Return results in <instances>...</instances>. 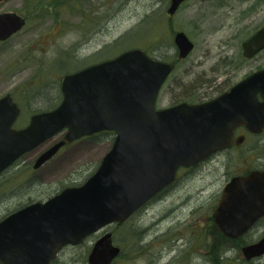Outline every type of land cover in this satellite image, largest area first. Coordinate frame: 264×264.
I'll return each instance as SVG.
<instances>
[{"label":"rangeland","instance_id":"obj_1","mask_svg":"<svg viewBox=\"0 0 264 264\" xmlns=\"http://www.w3.org/2000/svg\"><path fill=\"white\" fill-rule=\"evenodd\" d=\"M170 0H8L0 12L27 19L17 34L0 43V98L10 93L21 110L17 128L30 116L55 108L61 78L130 49L171 62L175 69L162 86L156 108L202 102L264 67V50L247 60L241 43L264 25V0H187L172 15ZM184 32L193 43L177 59L173 37ZM59 133L24 154L0 177V220L27 204L45 201L82 184L98 167L112 142L92 135L68 145L40 167L33 164ZM251 138L247 147H252ZM247 147L225 154L223 164L181 171L168 190L121 225L66 246L51 264H88L94 242L110 232L120 254L111 264H264L246 261L241 247L264 230L257 226L229 241L211 221L222 186L248 154Z\"/></svg>","mask_w":264,"mask_h":264},{"label":"water","instance_id":"obj_2","mask_svg":"<svg viewBox=\"0 0 264 264\" xmlns=\"http://www.w3.org/2000/svg\"><path fill=\"white\" fill-rule=\"evenodd\" d=\"M184 1L170 0L167 14L173 15ZM25 24L14 12L0 14V41ZM173 42L179 59L193 49L184 32H177ZM241 49L246 59L264 49V26L243 41ZM173 69V63L150 58L142 49L124 51L64 75L59 105L32 115L20 129L12 128L20 111L17 104L10 94L0 98V174L61 132L63 138L37 157L34 169L64 145L102 131L115 133L111 148L82 184L0 220V264H50L63 247L81 245L107 226L126 222L176 180L179 168L229 147L236 126L251 132L264 127V69L210 101L156 109L159 91ZM263 215L264 173H252L225 185L212 223L235 239ZM241 252L246 261L264 255V237ZM119 254L111 233L105 232L92 245L87 262L111 264Z\"/></svg>","mask_w":264,"mask_h":264},{"label":"flooded vegetation","instance_id":"obj_3","mask_svg":"<svg viewBox=\"0 0 264 264\" xmlns=\"http://www.w3.org/2000/svg\"><path fill=\"white\" fill-rule=\"evenodd\" d=\"M5 1H8V0H5ZM2 2V1H0ZM4 2V1H3ZM2 13H8V12H0V14ZM21 16V15H20ZM23 17V16H21ZM26 21V24H27V19L25 17H23ZM25 24V25H26ZM18 32H16L15 34H17ZM15 34L11 35L8 39L4 40V41H0V43H4L6 42L7 40H9L12 36H14ZM264 49H262L260 52H258L255 56H257L259 53H261ZM254 56V57H255ZM253 57V58H254ZM185 59V58H184ZM183 60V59H181ZM250 60V59H249ZM86 68V67H85ZM84 69V68H83ZM261 69H264V67L260 68V69H257L255 71H258V70H261ZM82 70V69H81ZM253 71V72H255ZM247 76V75H246ZM245 76V77H246ZM245 77L241 78L239 81L229 85L226 89H223L222 91L218 92V93H215L213 94V96H211L210 98L206 99L205 101H202V102H195V103H188L186 101H183V102H186L188 104H200V103H203V102H206V101H210L216 97H218L219 95L229 91L234 85H236L238 82H240L242 79H244ZM6 94H10V93H6ZM5 94V95H6ZM11 96V95H10ZM12 98V96H11ZM256 99L258 102H262L263 99L262 97L260 96V94H257L256 95ZM12 100L14 101V99L12 98ZM15 102V101H14ZM16 103V102H15ZM182 103V102H180ZM17 104V103H16ZM179 104V103H177ZM176 105V104H174ZM174 105H171V106H174ZM18 106V105H17ZM170 106V107H171ZM20 109V108H19ZM20 113H21V110L19 112V115L17 117V119L15 120V122L13 123L12 125V128L13 129H19L16 127V124L18 123V119L20 117ZM251 138H256V142L255 144L251 147H247V143L248 141L251 139ZM62 139V138H61ZM60 139V140H61ZM230 139H231V144L229 147L227 148H223V149H220V150H217L215 151L214 153L210 154L209 156H207L206 158H204L203 160L199 161L198 163H196L195 165L189 167V168H179L177 170V178L174 182H172L171 184H169L168 186L164 187L159 193L163 192V191H166L168 190L174 183L177 182V180L179 179V175H180V172L181 171H186V172H192L193 170L197 169V168H200L201 166L204 167V166H207L209 164H220L222 165L223 164V159L225 158V154L229 151H232V150H239V149H242V148H245L247 147L248 149V154H253L250 158L249 157H245L240 165L237 167L236 171L234 172V175H231V176H228L225 184L222 186L221 188V192L219 194V199H218V202L216 204V206L213 208L212 210V213H211V221H212V214L215 210V208L217 207L219 201H220V197H221V193H222V190L223 188L225 187V185L233 178L235 177H241V178H245L247 176H249L250 174L252 173H260V174H263L264 173V127L259 131V132H251L249 131L246 127L240 125V126H236L233 130H232V134L230 136ZM58 140V141H60ZM58 141H56L55 143H57ZM55 143H53L52 145H54ZM52 145H50L49 147H47L46 149L50 148ZM64 146H62L59 150H61ZM45 149V150H46ZM44 150V151H45ZM58 150V151H59ZM42 151V152H44ZM57 151V152H58ZM41 152V153H42ZM40 153V154H41ZM39 154V155H40ZM38 155V156H39ZM3 174V172L0 174V177L1 175ZM158 193V194H159ZM157 194V195H158ZM156 195V196H157ZM155 196V197H156ZM154 197V198H155ZM153 198V199H154ZM151 201V200H150ZM263 225L264 226V215L262 217H260L245 233H243L241 236L235 238V239H229L227 237H225L224 235H222L219 231V233L225 237L226 239H228L229 241H234V240H237V239H241L243 236H246L248 235L249 233H251L257 226H261ZM259 238L257 240H255L254 242H251V243H246L244 244L241 249L244 247V246H247V245H250V244H253V243H256L258 242L261 238L264 237V230H262L261 234L259 233ZM264 255L258 257V258H255V259H260V258H263ZM56 259V258H55ZM54 259V260H55ZM53 260V261H54ZM254 260V259H253ZM52 261V262H53ZM51 262V263H52ZM50 263V264H51Z\"/></svg>","mask_w":264,"mask_h":264},{"label":"trees","instance_id":"obj_4","mask_svg":"<svg viewBox=\"0 0 264 264\" xmlns=\"http://www.w3.org/2000/svg\"><path fill=\"white\" fill-rule=\"evenodd\" d=\"M57 96L60 98V100H61V93H60V86H59V88L57 89ZM107 135L109 138H110V141L112 142L113 141V139H114V135H115V133L114 132H101V133H99V134H97V135Z\"/></svg>","mask_w":264,"mask_h":264}]
</instances>
